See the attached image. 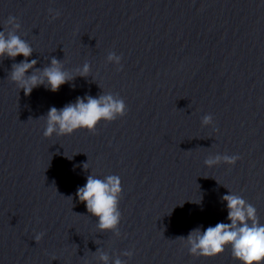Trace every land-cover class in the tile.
<instances>
[{
	"label": "water",
	"instance_id": "obj_1",
	"mask_svg": "<svg viewBox=\"0 0 264 264\" xmlns=\"http://www.w3.org/2000/svg\"><path fill=\"white\" fill-rule=\"evenodd\" d=\"M9 15L36 69L55 57L74 77L25 95L8 78L23 57L0 58V264H100L99 251L127 264H238L230 249L190 254L181 237L227 222L229 190L264 223V0H0L5 30ZM85 62L90 73L75 75ZM103 92L124 100L123 116L43 136L50 106ZM217 154L239 159L204 164ZM90 173L120 178L119 235L75 196Z\"/></svg>",
	"mask_w": 264,
	"mask_h": 264
},
{
	"label": "clouds",
	"instance_id": "obj_2",
	"mask_svg": "<svg viewBox=\"0 0 264 264\" xmlns=\"http://www.w3.org/2000/svg\"><path fill=\"white\" fill-rule=\"evenodd\" d=\"M49 13L53 19L59 16V11L52 8H49ZM5 24L8 25L6 30L0 27V58H15L18 55L23 57L12 64L8 76L18 91L22 89L24 94L28 95L35 87L43 85L49 91L56 92L61 85L73 79L74 75L55 57L43 69H36L37 61L28 59L33 52L32 45L18 34L21 28L18 17L9 15ZM106 61L120 66L121 56L109 51ZM73 72L75 75L86 76L90 73V65L85 62ZM125 112L124 100L110 92L97 96H77L74 101L59 108L50 106L46 115L41 116L45 119L43 136L67 135L79 129L93 131L101 121L110 122L118 116H123ZM201 121L204 124L210 123L212 115H203ZM221 159L234 163L239 157H221L217 154L207 157L204 164L212 166ZM86 164H83L84 168ZM121 192L119 176L111 174L100 178L90 173L86 176L85 183L77 186L75 196L79 202L84 203L87 212L96 217V227L99 230L119 235ZM69 197L72 200V197ZM221 199L227 210V222L218 221L207 227L198 226L191 229L186 237H181L186 241L189 253L212 257L230 249L231 256L238 264H264V223L260 222L255 206L230 190ZM43 235L44 233L37 232L33 239L38 241ZM121 255L131 257L133 253L127 250ZM98 261L100 264H127L120 256L110 257L108 252L104 251H99Z\"/></svg>",
	"mask_w": 264,
	"mask_h": 264
}]
</instances>
